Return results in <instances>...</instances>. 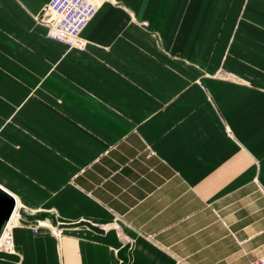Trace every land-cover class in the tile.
<instances>
[{
  "label": "crops",
  "instance_id": "1",
  "mask_svg": "<svg viewBox=\"0 0 264 264\" xmlns=\"http://www.w3.org/2000/svg\"><path fill=\"white\" fill-rule=\"evenodd\" d=\"M48 1L0 0V264L263 257L264 0H97L81 50Z\"/></svg>",
  "mask_w": 264,
  "mask_h": 264
},
{
  "label": "built area",
  "instance_id": "2",
  "mask_svg": "<svg viewBox=\"0 0 264 264\" xmlns=\"http://www.w3.org/2000/svg\"><path fill=\"white\" fill-rule=\"evenodd\" d=\"M98 6L97 0H49L42 9L39 22L45 25L46 38L79 50L85 43L80 34L96 13ZM31 230L35 232L34 228ZM1 244L5 250L11 247L9 233L1 236ZM247 264H264V256Z\"/></svg>",
  "mask_w": 264,
  "mask_h": 264
},
{
  "label": "water",
  "instance_id": "3",
  "mask_svg": "<svg viewBox=\"0 0 264 264\" xmlns=\"http://www.w3.org/2000/svg\"><path fill=\"white\" fill-rule=\"evenodd\" d=\"M14 209V199L5 190L0 188V232L2 225L6 222Z\"/></svg>",
  "mask_w": 264,
  "mask_h": 264
},
{
  "label": "rangeland",
  "instance_id": "4",
  "mask_svg": "<svg viewBox=\"0 0 264 264\" xmlns=\"http://www.w3.org/2000/svg\"><path fill=\"white\" fill-rule=\"evenodd\" d=\"M42 9H43V7H42ZM41 13H42V10L41 11H39L38 12V14L34 17V19H35V21L38 23L39 22V19H40V15H41ZM40 23V22H39ZM15 213L13 214V216H11V217H9V219L6 221V223H5V226H8V231L10 232V234H11V231H12V229H13V227H15L16 225H18V222H19V218L17 219V215H18V213H19V209L16 207L15 208V211H14ZM47 229H49V228H47ZM51 232H53L52 231V229L50 228L49 229ZM4 232V231H3ZM32 234H34L35 232L33 231V230H31L30 231ZM4 234V233H3ZM56 236H58V235H56ZM117 237H118V239H119V241L121 242V243H123L124 245H127V246H131V244H130V242L132 243V238H130V237H127V236H125V235H122L120 232H118L117 231Z\"/></svg>",
  "mask_w": 264,
  "mask_h": 264
},
{
  "label": "bare ground",
  "instance_id": "5",
  "mask_svg": "<svg viewBox=\"0 0 264 264\" xmlns=\"http://www.w3.org/2000/svg\"><path fill=\"white\" fill-rule=\"evenodd\" d=\"M94 15H95V14H94ZM91 19H92V18H91ZM88 23H89V21H88ZM88 23H87V24H88ZM87 24H86V26H87ZM86 26H85V27H86ZM85 27H84V29H85ZM84 29H83V30H84ZM83 30H82V31H83ZM84 45H86V42L84 43ZM69 49H75V48H69ZM76 50H78V49H76ZM79 50H81V49H79ZM19 212H20V210H19ZM18 218H19V213H18V215H17V219H18ZM29 228H30V229L34 228V229H35V233H36V232H37V229H39V228H44V229L49 228V229H50V226H48V225H46V224H43V223H36L35 225H30ZM7 233L10 234L9 231H8ZM52 233L55 234V235H59L60 232H58V231L55 229V230H53ZM10 237H11V247H10L9 249L5 250V249L2 248L3 245L1 244L0 251H3V252L8 253V254H19V249L14 245V243H13V241H12V236H11V234H10Z\"/></svg>",
  "mask_w": 264,
  "mask_h": 264
}]
</instances>
